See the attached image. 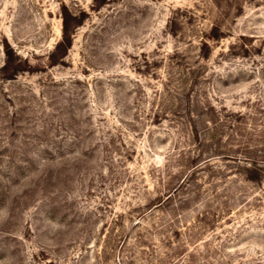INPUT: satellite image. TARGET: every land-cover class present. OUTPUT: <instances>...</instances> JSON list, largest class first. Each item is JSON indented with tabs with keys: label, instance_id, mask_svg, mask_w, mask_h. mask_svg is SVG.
Masks as SVG:
<instances>
[{
	"label": "rangeland",
	"instance_id": "rangeland-1",
	"mask_svg": "<svg viewBox=\"0 0 264 264\" xmlns=\"http://www.w3.org/2000/svg\"><path fill=\"white\" fill-rule=\"evenodd\" d=\"M0 264H264V0H0Z\"/></svg>",
	"mask_w": 264,
	"mask_h": 264
},
{
	"label": "trees",
	"instance_id": "trees-1",
	"mask_svg": "<svg viewBox=\"0 0 264 264\" xmlns=\"http://www.w3.org/2000/svg\"><path fill=\"white\" fill-rule=\"evenodd\" d=\"M71 44H72V36H71L70 30H69V27L67 24V20L64 17V19H63V35H62L61 41L58 43V47L69 48ZM253 168L254 167H250L247 170L252 171ZM250 178H252V177H250Z\"/></svg>",
	"mask_w": 264,
	"mask_h": 264
}]
</instances>
